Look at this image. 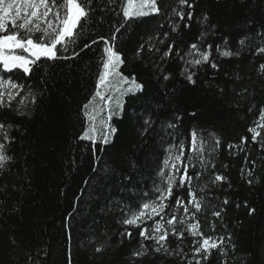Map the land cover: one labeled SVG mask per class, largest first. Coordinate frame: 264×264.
I'll return each instance as SVG.
<instances>
[{
  "label": "trees",
  "instance_id": "16d2710c",
  "mask_svg": "<svg viewBox=\"0 0 264 264\" xmlns=\"http://www.w3.org/2000/svg\"><path fill=\"white\" fill-rule=\"evenodd\" d=\"M189 2L193 7L184 11L193 13L191 21L172 15L177 0H160L159 14L134 18L117 33L125 60L119 71L145 87L123 98V111L110 121L117 131L108 144L79 139L86 127L82 106L95 92L102 70V41L75 59L41 61L42 67L29 77L20 70H0V77L15 76L37 94L35 104L22 108L24 115L15 110L21 97L0 109V123L10 137L0 136V143L12 158L0 169V264H187L194 239L187 231L182 239L169 233V250L181 253L170 256L153 252L154 241L122 221L157 195L153 183L169 146L184 140L187 159L193 131L207 142L205 158L210 161L204 170L199 163L189 168L197 198H205L196 217L206 235L225 236L228 253L222 257L214 250L201 264H264V149L248 131L256 128L257 140L264 138V128L257 125L264 109V53L256 52L257 33H264V0ZM120 21L118 0L102 25L88 26L75 50L110 36V26ZM186 22L189 28L183 27ZM173 23L179 25L176 32ZM246 36L251 39L242 46L239 41ZM192 43L210 52L209 62L186 63L195 55ZM170 45L172 52L165 57ZM217 48L239 55L225 57ZM61 54L71 55V49ZM188 74H194L195 83L186 79ZM27 95L25 88L21 96ZM169 123L176 127L169 128ZM213 137L219 139L218 147ZM217 174L225 179L214 182ZM187 193V185L174 188L168 204L174 207L176 196L186 203ZM189 207L190 213L195 211ZM177 215H185L182 208ZM152 224L149 220L141 227ZM182 227L177 225V232ZM141 244L148 254L137 258L133 253Z\"/></svg>",
  "mask_w": 264,
  "mask_h": 264
},
{
  "label": "snow or ice",
  "instance_id": "6c2138e0",
  "mask_svg": "<svg viewBox=\"0 0 264 264\" xmlns=\"http://www.w3.org/2000/svg\"><path fill=\"white\" fill-rule=\"evenodd\" d=\"M118 3V0H0V70L6 73H13L14 70H20L25 77H29L36 68L42 67L41 61L52 62L56 60L75 59L80 55V52L86 48H90L93 44L99 41L103 42V56L100 63L102 70L98 73L96 82V90L91 95V98L82 106L83 115L86 121V127L80 135V140H88L92 144H96L100 140L103 144L110 143L111 136L116 133L117 129L112 127L110 121L114 116H119L124 108V97L142 93L144 85L137 81V78L129 77L119 71L120 66L125 62L122 59V53L116 44L118 40L117 33L121 32L122 28L129 26V21L134 18L145 17L149 15L159 14L162 5L160 0H119V6L123 14V21L116 25L110 26L114 30L110 36H99L97 39H92L90 43L84 44L79 51L75 50L78 42L88 34L91 25H102L104 15L108 10ZM178 7L171 9L172 15L179 18L180 21H191L193 13L184 11V7L191 9L193 7L189 0H177ZM205 15L203 20H207ZM203 20L200 21L203 23ZM179 25L172 24V31L176 32ZM184 28H189V23L183 24ZM39 34V35H37ZM206 33H201V37ZM260 36V46L256 48L257 53H264V33H257ZM167 36V34H165ZM251 39L246 36L239 41L244 46L245 41ZM211 45L208 48L211 49ZM137 50V56L140 51ZM71 55H62L61 53H69ZM152 51V48H149ZM220 52V49L217 48ZM172 52L171 45L164 52L167 57ZM190 52L195 53L194 58L187 60V64L193 66L209 62V51H200L197 43H192ZM222 56L239 55L230 51L220 52ZM198 56L199 58H196ZM212 67H216L212 64ZM264 71V64L261 66ZM187 71V70H186ZM194 74L186 75V79L190 83H195L193 80ZM165 80L169 79L168 75L164 76ZM28 89L27 96H21V93ZM36 93L32 86L23 82H19L15 76L0 77V109L11 107L13 101L17 97H21L17 102L16 112L19 115H24L22 108L27 106V103H36ZM179 119V117H177ZM146 126H150L151 121H144ZM258 127L264 128V109H261ZM169 128H175L174 123L168 124ZM252 133V141L260 143L264 149V138L260 141L257 137L260 133L256 128H249ZM8 129L3 123H0V136L4 140H9L7 135ZM215 147L219 146V139L215 138ZM245 138L241 139V144H244ZM233 145H229V148ZM207 142L203 137H198L193 131L191 139V147L188 149L189 155L185 159V142L178 140L175 144L169 146L166 150V155L163 159L162 166L157 171L158 182L154 181L153 190L157 195L147 201L142 202L139 209H133L130 214H127L123 219L124 225H131L140 228L139 235L145 240H153V252L164 253L167 255H181L179 249L170 251L166 241L169 233L176 235L178 239L183 238L185 231L191 235L193 239L192 259L187 261V264H201V261H206L210 258L212 251L218 250L220 256H226L225 236L206 235L202 230L200 223L196 217V213L202 211L204 197L197 198L195 190L192 187L193 177L189 175V168L195 167L199 163L202 170L206 169L209 160L205 158ZM212 152H208L211 156ZM12 158L5 153V144L0 143V169H4L6 164ZM255 166V162H253ZM214 166V165H213ZM95 170V169H94ZM201 172H197L196 178L199 179ZM251 175V170L249 171ZM225 178L219 174L215 175L214 182L222 181ZM251 182V181H250ZM188 186V199L185 203L180 196L175 197V206H170L168 200L174 195V188H184ZM203 190V189H202ZM147 195V194H146ZM228 203L227 200L224 201ZM195 211L190 213V207ZM183 209L185 215L178 216L177 212ZM166 209H171L166 212ZM213 216L220 217L221 212H213ZM160 217L159 220H154V217ZM187 216V219L185 218ZM153 220L151 227H141L146 225L147 221ZM196 220V223L189 221ZM167 227H165V222ZM177 225L183 226L180 232H177ZM214 230V226H213ZM129 237L132 233L127 232ZM230 239V238H229ZM102 249L97 247L96 251ZM148 254L145 245L141 244L140 249L133 253V256L139 258ZM31 261V257L29 258ZM183 260L184 257L181 256ZM38 264V262H37ZM71 264V261H69ZM223 264V261H222Z\"/></svg>",
  "mask_w": 264,
  "mask_h": 264
}]
</instances>
